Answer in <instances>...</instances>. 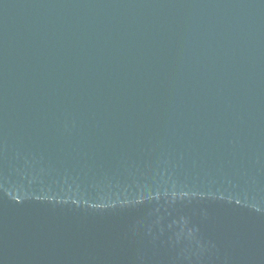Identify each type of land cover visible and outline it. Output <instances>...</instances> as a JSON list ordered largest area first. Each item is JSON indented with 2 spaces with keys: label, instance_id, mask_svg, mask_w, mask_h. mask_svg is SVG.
<instances>
[{
  "label": "water",
  "instance_id": "obj_1",
  "mask_svg": "<svg viewBox=\"0 0 264 264\" xmlns=\"http://www.w3.org/2000/svg\"><path fill=\"white\" fill-rule=\"evenodd\" d=\"M0 264H264V0H0Z\"/></svg>",
  "mask_w": 264,
  "mask_h": 264
}]
</instances>
